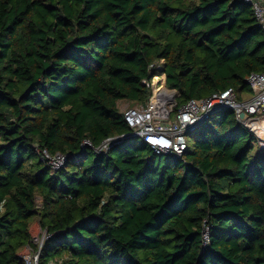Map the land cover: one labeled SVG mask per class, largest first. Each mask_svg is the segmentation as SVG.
Instances as JSON below:
<instances>
[{"label": "trees", "instance_id": "1", "mask_svg": "<svg viewBox=\"0 0 264 264\" xmlns=\"http://www.w3.org/2000/svg\"><path fill=\"white\" fill-rule=\"evenodd\" d=\"M252 72L264 31L245 0H0V264L38 250L36 220L39 264H264V149L233 109L181 155L98 149L130 132L119 102L145 104L155 76L177 110L250 98Z\"/></svg>", "mask_w": 264, "mask_h": 264}, {"label": "built area", "instance_id": "2", "mask_svg": "<svg viewBox=\"0 0 264 264\" xmlns=\"http://www.w3.org/2000/svg\"><path fill=\"white\" fill-rule=\"evenodd\" d=\"M245 1L251 5L264 31V0ZM157 77L161 79V76ZM158 79L148 83L152 88V94L145 104L132 106L123 112L130 132L106 139L99 150H106L111 143L136 135L157 154L181 155L188 148V133L217 110L231 108L238 118L242 112L246 113L247 118H253L258 114L264 116V73L252 72L248 76L247 82L253 91L250 98L239 100L235 90L230 88L205 98L191 99L177 110L175 106L178 91L167 88L164 86L165 83ZM84 143L92 146L89 140H85ZM43 155L55 169L61 168L66 161L62 153L51 154L44 149ZM49 236L47 230L43 228L37 235L32 236L33 244L38 250L28 246L23 251L25 264H39L40 250ZM204 240L206 243L210 241L209 227L204 231Z\"/></svg>", "mask_w": 264, "mask_h": 264}, {"label": "rangeland", "instance_id": "3", "mask_svg": "<svg viewBox=\"0 0 264 264\" xmlns=\"http://www.w3.org/2000/svg\"><path fill=\"white\" fill-rule=\"evenodd\" d=\"M157 79L158 77L155 76L153 79V82L157 81ZM158 81L165 83L163 76H161V79L160 80L158 79ZM250 93H251L250 89H246L243 92V98H248L250 96ZM136 105L138 104L132 103L126 100H122L119 102V106L122 112ZM240 122H242L250 131H252L258 137L259 145L262 149H264V116L258 114L257 116H254L253 118H248L247 120H240ZM187 137L190 139L189 134L187 135ZM129 141L133 143H137V144L142 142L140 138H131ZM40 229H41V226L39 222L36 220L31 229L32 236L37 235L40 232Z\"/></svg>", "mask_w": 264, "mask_h": 264}, {"label": "water", "instance_id": "4", "mask_svg": "<svg viewBox=\"0 0 264 264\" xmlns=\"http://www.w3.org/2000/svg\"><path fill=\"white\" fill-rule=\"evenodd\" d=\"M249 5H250V4H249ZM246 118H247V115H246L245 112L240 113L239 120H245ZM130 138H139V137L136 136V135H131ZM166 155H167V154H166Z\"/></svg>", "mask_w": 264, "mask_h": 264}, {"label": "bare ground", "instance_id": "5", "mask_svg": "<svg viewBox=\"0 0 264 264\" xmlns=\"http://www.w3.org/2000/svg\"><path fill=\"white\" fill-rule=\"evenodd\" d=\"M247 119H248V118H247ZM247 119H246V120H247Z\"/></svg>", "mask_w": 264, "mask_h": 264}]
</instances>
